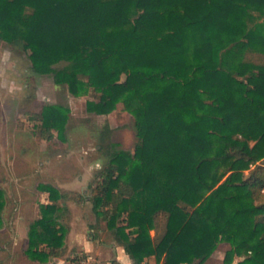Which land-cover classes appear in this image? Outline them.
<instances>
[{
  "label": "trees",
  "instance_id": "1",
  "mask_svg": "<svg viewBox=\"0 0 264 264\" xmlns=\"http://www.w3.org/2000/svg\"><path fill=\"white\" fill-rule=\"evenodd\" d=\"M0 40L75 97L94 91L89 114L122 104L136 130L92 197L39 186L51 203L31 247L63 240L57 215L74 198L125 224L136 264H205L222 243L224 264H264V0H0ZM69 112L44 107L42 139L63 138Z\"/></svg>",
  "mask_w": 264,
  "mask_h": 264
},
{
  "label": "rangeland",
  "instance_id": "2",
  "mask_svg": "<svg viewBox=\"0 0 264 264\" xmlns=\"http://www.w3.org/2000/svg\"><path fill=\"white\" fill-rule=\"evenodd\" d=\"M63 66L66 63L57 68ZM89 100H97L94 91L75 97L67 87L56 86L52 75L35 72L29 51L0 40V189L6 202L2 215H40L44 198L39 186L44 183L92 197L97 178L113 155L134 152L133 116L122 104L108 116L89 114ZM51 105L69 109L70 119L63 138L53 131L54 138L48 141L42 139L36 117ZM62 215H95L93 203L70 198ZM229 249V244H220L211 261L224 259Z\"/></svg>",
  "mask_w": 264,
  "mask_h": 264
},
{
  "label": "crops",
  "instance_id": "3",
  "mask_svg": "<svg viewBox=\"0 0 264 264\" xmlns=\"http://www.w3.org/2000/svg\"><path fill=\"white\" fill-rule=\"evenodd\" d=\"M59 190L68 189L61 187ZM42 195L44 200L41 204H50L49 194L42 192ZM41 218V215H0V264H71L78 258H91L98 264H136L134 257L127 252L119 231L124 223L118 222L117 226L109 227L106 218L96 214L57 215L56 229H61L63 240L54 241L56 247H50L46 242L31 247V230ZM160 229L158 226L150 232L153 240ZM130 232L131 229H128L126 234ZM135 236L130 235V239ZM217 252L205 264H224L220 258L211 261ZM143 264L163 262L151 256Z\"/></svg>",
  "mask_w": 264,
  "mask_h": 264
},
{
  "label": "built area",
  "instance_id": "4",
  "mask_svg": "<svg viewBox=\"0 0 264 264\" xmlns=\"http://www.w3.org/2000/svg\"><path fill=\"white\" fill-rule=\"evenodd\" d=\"M71 264H98L94 259L91 258H78Z\"/></svg>",
  "mask_w": 264,
  "mask_h": 264
}]
</instances>
